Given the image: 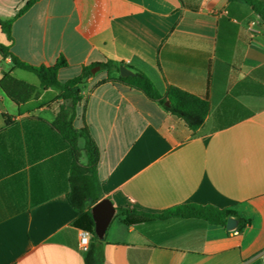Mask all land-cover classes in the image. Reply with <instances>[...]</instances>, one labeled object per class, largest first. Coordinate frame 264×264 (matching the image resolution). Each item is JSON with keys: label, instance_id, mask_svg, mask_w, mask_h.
<instances>
[{"label": "crops", "instance_id": "1", "mask_svg": "<svg viewBox=\"0 0 264 264\" xmlns=\"http://www.w3.org/2000/svg\"><path fill=\"white\" fill-rule=\"evenodd\" d=\"M0 20L12 22L13 38L0 28V45L21 61H68L62 84L115 61L144 73L163 96L177 89L210 104L193 131L143 92L104 82L99 70L71 106L0 52V80L10 73L38 91L17 104L0 87V264H85V229L69 201L72 148L54 127L61 107L100 151V196L90 210L103 200L116 210L102 238L104 264H264L260 14L242 0H0ZM79 148L86 166L83 140ZM185 204L232 210L250 224L242 233L174 217L129 225L118 212L160 215Z\"/></svg>", "mask_w": 264, "mask_h": 264}, {"label": "trees", "instance_id": "2", "mask_svg": "<svg viewBox=\"0 0 264 264\" xmlns=\"http://www.w3.org/2000/svg\"><path fill=\"white\" fill-rule=\"evenodd\" d=\"M242 1L251 6L253 11L260 14L264 20V2L259 0ZM33 3L34 1L29 2L20 11L19 15L27 11ZM0 28L7 35L9 41L12 42V22L0 20ZM0 52L3 53L5 58H10L12 60L14 68L35 74L44 89L58 88L61 91V97L70 102L71 106L81 101L82 88L87 80L94 76L92 70L95 67H100L101 71H106L108 73V77L104 82H121L133 90L143 92L150 99L164 106L169 113L183 120L193 131L198 130L204 124L210 113V104L207 101L177 89H170L168 93L163 96L149 77L133 67L127 66L135 72L136 75L134 77H122L120 75V67L125 66L124 63L107 61L105 63L84 67L79 76L62 84L58 79V72L60 69L68 66V61L64 57H61L55 66L48 68L46 66H34L21 61L10 52L8 46L0 45ZM113 74H116V76H113ZM0 87L5 94L17 104H22L38 95L35 86L15 79L10 73L4 74L3 78L0 80ZM166 102H169L170 105L166 106ZM54 127L61 134L65 142L72 148V189L69 194V201L71 206L80 214V220L77 224L93 234L90 249L85 256V264H104V244L96 235L95 222L90 210V205L97 203L100 196V181L97 174V168L100 162L99 148L87 127L81 130L74 128L73 118L67 107H61L57 119L54 122ZM80 140L84 141V151L87 156L86 166L80 164ZM118 212L126 216L125 222L129 225L155 218L165 219L174 217L199 219L213 225L227 227L229 218L234 217L239 221L236 232L242 233L250 224L249 221L240 218L234 211L220 209L213 205L185 204L169 209L160 215L139 213L126 209H119Z\"/></svg>", "mask_w": 264, "mask_h": 264}, {"label": "water", "instance_id": "3", "mask_svg": "<svg viewBox=\"0 0 264 264\" xmlns=\"http://www.w3.org/2000/svg\"><path fill=\"white\" fill-rule=\"evenodd\" d=\"M100 70V67H95L92 70V73L95 74ZM120 75L122 77H134L136 74L133 70L129 69L126 66L120 67ZM170 103L166 102V106H169ZM116 210L114 209L112 203L109 200H103L99 202L92 209V215L95 221V232L97 237L102 240L104 237L112 219L114 218ZM239 226V221L231 217L228 220L227 230L230 232L236 231Z\"/></svg>", "mask_w": 264, "mask_h": 264}, {"label": "built area", "instance_id": "4", "mask_svg": "<svg viewBox=\"0 0 264 264\" xmlns=\"http://www.w3.org/2000/svg\"><path fill=\"white\" fill-rule=\"evenodd\" d=\"M209 5L208 1L203 2V6L207 7ZM226 13V12H223ZM93 239V234L92 232L88 230H80L79 231V249L82 253L87 254L91 243Z\"/></svg>", "mask_w": 264, "mask_h": 264}, {"label": "rangeland", "instance_id": "5", "mask_svg": "<svg viewBox=\"0 0 264 264\" xmlns=\"http://www.w3.org/2000/svg\"><path fill=\"white\" fill-rule=\"evenodd\" d=\"M99 72L100 71H97L96 74H98ZM20 73H24L25 75H27V77H29L28 80H30L31 82H33L36 85H39V80L34 74H31V73L25 72V71H20ZM113 76H116V74H113ZM81 145L83 146L82 142H81Z\"/></svg>", "mask_w": 264, "mask_h": 264}]
</instances>
